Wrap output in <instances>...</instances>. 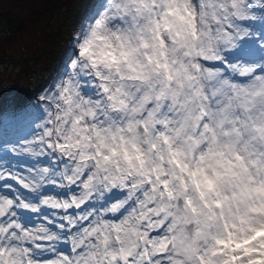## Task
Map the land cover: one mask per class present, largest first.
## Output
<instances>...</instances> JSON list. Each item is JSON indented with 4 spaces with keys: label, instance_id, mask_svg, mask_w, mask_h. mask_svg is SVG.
<instances>
[{
    "label": "snow or ice",
    "instance_id": "snow-or-ice-1",
    "mask_svg": "<svg viewBox=\"0 0 264 264\" xmlns=\"http://www.w3.org/2000/svg\"><path fill=\"white\" fill-rule=\"evenodd\" d=\"M0 264H264V0L82 5L0 96Z\"/></svg>",
    "mask_w": 264,
    "mask_h": 264
},
{
    "label": "rangeland",
    "instance_id": "rangeland-1",
    "mask_svg": "<svg viewBox=\"0 0 264 264\" xmlns=\"http://www.w3.org/2000/svg\"><path fill=\"white\" fill-rule=\"evenodd\" d=\"M89 0H19L0 24V96L28 99L56 76L82 5Z\"/></svg>",
    "mask_w": 264,
    "mask_h": 264
},
{
    "label": "water",
    "instance_id": "water-1",
    "mask_svg": "<svg viewBox=\"0 0 264 264\" xmlns=\"http://www.w3.org/2000/svg\"><path fill=\"white\" fill-rule=\"evenodd\" d=\"M39 1H43V2H46V0H39ZM52 1H55V2H56L57 0H52Z\"/></svg>",
    "mask_w": 264,
    "mask_h": 264
}]
</instances>
